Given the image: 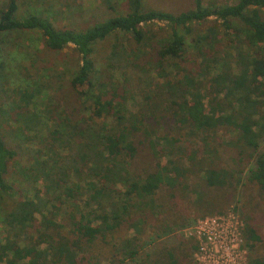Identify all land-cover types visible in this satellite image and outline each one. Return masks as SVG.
I'll return each mask as SVG.
<instances>
[{
	"label": "trees",
	"instance_id": "obj_1",
	"mask_svg": "<svg viewBox=\"0 0 264 264\" xmlns=\"http://www.w3.org/2000/svg\"><path fill=\"white\" fill-rule=\"evenodd\" d=\"M98 1L103 16L83 27L59 25L52 3L0 4L2 41L69 49L75 98H58L65 76L35 60L14 69L10 96L0 89V264H102L96 241L106 264H195V241L176 236L191 212L235 215L248 264H264V0H182L178 12ZM220 32L233 42L221 53ZM129 73L157 79L134 110Z\"/></svg>",
	"mask_w": 264,
	"mask_h": 264
},
{
	"label": "rangeland",
	"instance_id": "obj_2",
	"mask_svg": "<svg viewBox=\"0 0 264 264\" xmlns=\"http://www.w3.org/2000/svg\"><path fill=\"white\" fill-rule=\"evenodd\" d=\"M37 3V5H48L49 3L54 4L59 7V10L61 12V18L58 19L59 25H69L72 24V26H76L77 22L80 23L79 26L83 27L84 20H91V18L100 17L104 14V9L97 7L98 6V0H32ZM39 1V2H38ZM211 0H205V3L210 2ZM235 0H217L218 3H231ZM7 0H0V4H5ZM27 6L29 5V2H26ZM146 4L151 7L155 8H161L165 9L171 12H178L181 9H186L188 7L189 2H184L182 0H146ZM190 7V6H189ZM26 6H23L21 2L19 3V11L18 14L22 15ZM62 19V20H61ZM163 26V25H159ZM211 26H214V18H209L205 24L202 27L201 33L207 34L208 28ZM157 32V29H156ZM197 33V32H196ZM33 36V37H32ZM198 36V34H197ZM220 37L224 38L225 43H220V50H217L221 53V50H224L226 47H230L233 45L232 40L227 37L223 36V34L220 32ZM34 38V41H33ZM219 40V38H217ZM20 46V47H19ZM107 46V44L103 43L98 46L99 51L104 54L103 47ZM151 50V49H150ZM195 51V50H193ZM192 50H190V53H193ZM31 60H35L36 65L38 66H44L48 68L51 72V75L55 72L61 73L63 76H65L63 81L58 82L57 84L61 86L62 93L58 96V98H61V100L64 101H70L74 100L75 98L70 92V89L68 87V80L70 79V76L72 75L73 71V58L69 54V49H65L59 53L56 52H50L42 46V43L36 39L34 34L28 35L24 34L21 36H11L9 38H5L2 41V35L0 34V89L4 90L8 96L11 95V91H13V88H16L18 86V83H16L14 77L17 66L19 64H27L31 62ZM49 77V73H45ZM113 76L116 78V80L121 81V73L114 72ZM153 76V75H152ZM128 79L127 82V90L128 94L131 98L128 103H132V106H130V109L134 110L142 106L143 104V91H149L150 89H155V81L157 79H150L149 78H143L141 75L129 73V75L126 76ZM50 88L48 89L49 95L41 93L40 96L35 99L36 106L40 110L45 108V105L49 104L50 102V94L53 93V90L58 86L56 84L55 78H50ZM160 82V81H159ZM52 96V95H51ZM60 101V99H59ZM11 102V100H10ZM10 102L6 105V108L11 106ZM8 106V107H7ZM62 110L60 109L55 117H59L62 115ZM3 123L6 126V129L14 128L15 125L11 123V118H9V115H7L4 119ZM41 122H51L48 124L50 125L49 130H52L54 124L52 122H55L53 119H42ZM167 123V121H164ZM27 130V129H26ZM48 129H44L41 134L46 133ZM37 132V131H36ZM161 133H164V127L160 130ZM38 145H45L44 140H40L37 138ZM23 166H26L29 164L28 161H26V157L19 160ZM162 163H164V158H162ZM193 183V180H190L189 184ZM234 199L231 200L228 199L227 205L225 202V212L231 211V208H236ZM192 218H195V222L199 219H202L199 217V215L194 214L191 212ZM194 222V223H195ZM186 229V228H184ZM179 230L176 233V236L178 238L184 237L183 230ZM94 251L96 254H98L102 258V264L105 263V257L107 248L100 242L96 241L94 246ZM193 260L195 262V259L193 257ZM196 264V262H195Z\"/></svg>",
	"mask_w": 264,
	"mask_h": 264
},
{
	"label": "built area",
	"instance_id": "obj_3",
	"mask_svg": "<svg viewBox=\"0 0 264 264\" xmlns=\"http://www.w3.org/2000/svg\"><path fill=\"white\" fill-rule=\"evenodd\" d=\"M239 220L232 213L207 216L183 230V235L195 241L197 264H248L247 251L242 246Z\"/></svg>",
	"mask_w": 264,
	"mask_h": 264
}]
</instances>
